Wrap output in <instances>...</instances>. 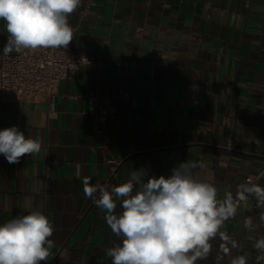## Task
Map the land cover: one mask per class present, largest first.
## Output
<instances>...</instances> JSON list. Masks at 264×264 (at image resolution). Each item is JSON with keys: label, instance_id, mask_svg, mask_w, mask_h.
<instances>
[{"label": "crops", "instance_id": "1", "mask_svg": "<svg viewBox=\"0 0 264 264\" xmlns=\"http://www.w3.org/2000/svg\"><path fill=\"white\" fill-rule=\"evenodd\" d=\"M85 1L69 16V45L99 64L61 80L53 104L0 99V130L18 126L42 143L16 164L0 155V224L40 210L54 226L55 258L40 264H111L120 238L86 183L119 185L141 167L167 177L188 160L223 202L264 165V0H96L82 13ZM94 89L116 95L115 118L90 110ZM234 205L197 264L257 259L264 206L252 194Z\"/></svg>", "mask_w": 264, "mask_h": 264}, {"label": "clouds", "instance_id": "2", "mask_svg": "<svg viewBox=\"0 0 264 264\" xmlns=\"http://www.w3.org/2000/svg\"><path fill=\"white\" fill-rule=\"evenodd\" d=\"M82 0H0L7 43L3 55L24 50L67 49L73 40L69 16ZM39 139L26 136L18 126L0 130V155L9 164L41 151ZM195 161H184L171 175L149 176L144 167L129 172L119 185L87 184L85 196L104 214L120 243L107 250L111 264H197L206 260L223 221L236 213L231 195L217 200L214 185L195 177ZM255 195L264 206V188L245 187L239 194ZM120 211L117 212V208ZM264 220V215L260 217ZM252 221L245 220L251 228ZM55 229L40 210L18 215L0 224V264H40L55 258ZM253 247L264 259V237ZM232 264H247L245 255Z\"/></svg>", "mask_w": 264, "mask_h": 264}, {"label": "built area", "instance_id": "3", "mask_svg": "<svg viewBox=\"0 0 264 264\" xmlns=\"http://www.w3.org/2000/svg\"><path fill=\"white\" fill-rule=\"evenodd\" d=\"M250 1L247 0V3ZM95 3L96 0H86L81 12L86 13ZM1 43L0 99L5 101H32L48 97L53 104L61 80L72 79L76 71L84 65L95 67L99 64L94 55L75 50L70 45L67 49L38 48L24 50L21 54L13 52L5 56L3 49L7 43V36L2 38ZM129 96V93H124V97ZM115 97L114 93L100 89L87 93L89 108L99 122L104 123L116 117ZM109 161L118 163L115 158ZM261 181H264V165L258 173L247 176L240 193L245 187L257 186ZM239 197L240 195L233 202ZM249 264H264V259H256Z\"/></svg>", "mask_w": 264, "mask_h": 264}]
</instances>
